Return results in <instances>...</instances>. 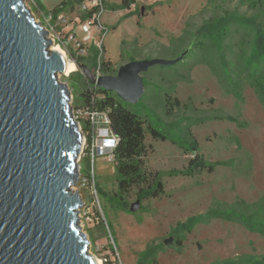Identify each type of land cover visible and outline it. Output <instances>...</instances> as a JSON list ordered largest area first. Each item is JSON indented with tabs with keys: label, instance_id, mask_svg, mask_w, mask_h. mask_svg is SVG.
I'll return each mask as SVG.
<instances>
[{
	"label": "rangeland",
	"instance_id": "rangeland-1",
	"mask_svg": "<svg viewBox=\"0 0 264 264\" xmlns=\"http://www.w3.org/2000/svg\"><path fill=\"white\" fill-rule=\"evenodd\" d=\"M63 1L24 0L23 5L36 23L41 22L52 40L51 48L59 47L74 65L69 48L66 51L62 46L60 29H52L44 15ZM126 1L129 8L105 9L101 18L107 30L102 58L115 72L130 61H172L186 51L188 54L172 66H153L142 74L144 94L137 103H125L112 93L168 138L146 137L145 170L159 173L164 192L142 202L136 191L123 200L115 198L114 163L97 157L95 186L74 188L85 203L78 226L89 242V254L102 264L104 258L115 264H248L263 260L264 234L247 225L264 227V106L239 61L241 51L234 49L230 56L236 65L240 63V72L231 75L224 64L219 71L216 59L210 64L206 58L194 60L191 44L203 22L224 10L263 19L264 0ZM122 2L106 0L108 7ZM80 15L74 7L68 19ZM75 65L78 74H62L59 82L68 88L70 104L81 106L86 83ZM241 81L238 99L229 86ZM168 97L178 103L169 115ZM194 146L214 170L191 177L180 175L194 155ZM82 172H86L84 164ZM135 202L139 208L132 213ZM168 239L171 244L165 245Z\"/></svg>",
	"mask_w": 264,
	"mask_h": 264
},
{
	"label": "water",
	"instance_id": "water-1",
	"mask_svg": "<svg viewBox=\"0 0 264 264\" xmlns=\"http://www.w3.org/2000/svg\"><path fill=\"white\" fill-rule=\"evenodd\" d=\"M23 1L0 0V264H100L78 226L83 137L59 82L68 63L50 50L52 40ZM184 56L130 61L97 80L78 66L91 85L134 104L144 94L142 74ZM138 208L135 202L130 212Z\"/></svg>",
	"mask_w": 264,
	"mask_h": 264
},
{
	"label": "trees",
	"instance_id": "trees-1",
	"mask_svg": "<svg viewBox=\"0 0 264 264\" xmlns=\"http://www.w3.org/2000/svg\"><path fill=\"white\" fill-rule=\"evenodd\" d=\"M80 1H63L52 13L56 14L66 6L74 8ZM37 2L40 4L39 1ZM129 5V1L123 0L119 6L108 7L105 4V8L116 12L119 9L129 8ZM47 14L45 13L44 15ZM113 28L116 29V26ZM237 37L241 38L237 39ZM191 45V48L195 51L194 60L199 61L202 58H206L209 64L217 61V68L219 69V66L224 64L231 71V75L235 73L234 71L240 72V63L236 65L234 61L230 60V56H234L232 55L234 49L241 51L239 61H241V64L243 63V69L249 76V80L260 102L264 106V18L262 19L260 15L245 16L235 11L224 10L221 15L203 22ZM190 49L188 48L187 50L190 52ZM184 53L183 59L187 56L188 51ZM218 57H220V60H218ZM96 58L97 52L93 48L89 49L87 56L88 68L96 65ZM80 60L83 59L80 58ZM80 64L81 62L77 61V65ZM100 66V71L103 75L115 73L110 62L105 61L103 58ZM74 74L78 73H71L70 76ZM84 81L86 88L80 94L83 98L81 106H89L91 99H94L95 107L108 113L112 130L118 138V143L114 150L113 168L116 183L115 198L123 200L133 191H136V197L139 202L161 196L164 191L159 173L146 172L145 170V159L148 154L146 137L150 136L153 140L162 141H167L168 138L153 128L146 120H143L121 104L111 92L104 91L98 87L92 88L85 79ZM241 85L242 81L236 82L234 86L228 85L230 91L238 99H241ZM177 105L178 103H176L175 99L172 100L171 97H168L166 101L167 114L169 115V112L171 113ZM77 107L75 105L72 106V108ZM180 148L187 152L186 148L182 146ZM191 150L195 151L196 147H191ZM196 152L189 160L186 170L179 172L180 175L191 177L202 172L211 173L214 170L215 166L203 161ZM121 207L125 210L126 205L122 204ZM247 228L253 232L264 234V227L247 225ZM175 243L181 246L180 239H176ZM150 258L151 256L148 260ZM104 260V264H115L107 258H104ZM248 264H264V259Z\"/></svg>",
	"mask_w": 264,
	"mask_h": 264
},
{
	"label": "built area",
	"instance_id": "built-area-1",
	"mask_svg": "<svg viewBox=\"0 0 264 264\" xmlns=\"http://www.w3.org/2000/svg\"><path fill=\"white\" fill-rule=\"evenodd\" d=\"M105 4L106 0H81L75 5L81 15L71 20L68 19L71 11H65V8H62L59 13L45 15V20L52 24V29H60L63 36L62 46L66 51L70 50L73 63L77 64V61H80L82 62L80 65L87 67L89 49L93 48L97 52L96 65L92 68L87 67L95 80L103 75L100 71V65L107 30L101 23V18L106 9ZM80 58L83 60H80ZM86 82L92 88H97L96 85H91L87 80ZM72 116L78 123L83 137L78 159L80 178L76 187L78 189L93 188L95 186V160L97 157H107L108 161L114 163V150L118 138L112 130L108 113L97 109L94 99H91L89 106L72 108ZM83 164L86 170L85 173L82 172ZM83 205H85L84 202Z\"/></svg>",
	"mask_w": 264,
	"mask_h": 264
},
{
	"label": "bare ground",
	"instance_id": "bare-ground-1",
	"mask_svg": "<svg viewBox=\"0 0 264 264\" xmlns=\"http://www.w3.org/2000/svg\"><path fill=\"white\" fill-rule=\"evenodd\" d=\"M55 49L62 53V55L64 56L65 61L68 63V66L65 69V73L64 74L65 75H69L71 73H74L76 71V65H73L72 63H70V62H68L66 60L65 53L59 47L53 46L52 48H50L51 51H54ZM96 260L99 261V263L101 264V261L99 259L96 258Z\"/></svg>",
	"mask_w": 264,
	"mask_h": 264
},
{
	"label": "crops",
	"instance_id": "crops-1",
	"mask_svg": "<svg viewBox=\"0 0 264 264\" xmlns=\"http://www.w3.org/2000/svg\"><path fill=\"white\" fill-rule=\"evenodd\" d=\"M74 7H75V6H74ZM72 9H73V8H72L71 6H66L64 10L70 12V11H72ZM46 13H47V12H46Z\"/></svg>",
	"mask_w": 264,
	"mask_h": 264
},
{
	"label": "flooded vegetation",
	"instance_id": "flooded-vegetation-1",
	"mask_svg": "<svg viewBox=\"0 0 264 264\" xmlns=\"http://www.w3.org/2000/svg\"><path fill=\"white\" fill-rule=\"evenodd\" d=\"M116 74V72L115 73H113L112 75H115Z\"/></svg>",
	"mask_w": 264,
	"mask_h": 264
}]
</instances>
